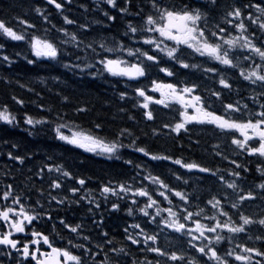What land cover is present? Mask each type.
Masks as SVG:
<instances>
[{
	"label": "snow or ice",
	"instance_id": "6c2138e0",
	"mask_svg": "<svg viewBox=\"0 0 264 264\" xmlns=\"http://www.w3.org/2000/svg\"><path fill=\"white\" fill-rule=\"evenodd\" d=\"M70 4L71 0H32L29 13L0 16V36L25 42L29 49L13 57L0 43V64L10 68L19 59L28 65L56 62L80 78L86 75L108 83L118 79L124 85L118 91L112 85L118 113L135 121L133 112L138 110L145 122L153 123L142 134L145 140L188 136L189 145L199 149L203 131H208L211 135L203 144L202 156L211 161L203 163L163 149L152 151L141 144L137 130L127 126L111 133V139L103 138L99 118L89 122L91 132L71 131L60 122L68 120V114L62 115L55 106L39 118L27 112L20 117L3 102L0 122L4 125L16 126L22 118L33 129L47 127L54 139L107 160H122L127 149L149 162L166 161L175 167L155 172L148 163L123 159L131 175L89 189L86 178L46 157L43 164L28 169L39 177L41 187L29 180L27 187L8 182L0 188V264H264V0H206L203 9L192 8L185 0H96L94 10L102 19L83 22L69 18L66 5ZM80 7L87 12V5ZM53 13L61 17L63 26L53 22ZM28 14L40 22L46 38L29 35L37 24L27 19ZM118 17L121 33L88 35L93 25L107 29ZM176 66L195 70L207 83L153 78L140 84L154 69L174 77ZM41 82L56 103L71 107L76 116L91 110L87 102L69 94L61 75L41 77ZM133 82L138 86L132 87ZM0 83L11 81L5 77ZM27 90L33 92L31 87ZM149 93H158L159 98ZM10 100L21 109L26 107L22 98L12 95ZM170 102L180 105L178 117L174 123L156 126L150 105L168 109ZM103 103L111 107V100ZM124 104H130L132 111L120 106ZM192 129L203 131L193 139ZM10 148L6 155L13 166L3 173L6 179H14L16 167L23 168L31 159L20 154L18 144ZM253 163L258 175L249 183ZM194 174L207 176L192 181ZM46 177L47 189L43 187ZM206 178L214 180L215 186L205 185ZM70 181L76 186H69ZM121 200L128 202L129 216L134 210L137 214L122 229L121 239L110 238L102 230L103 215L97 218V212L102 203L110 205V211H119ZM85 202L93 229L98 230L95 241L83 219L73 223L61 215ZM45 218L58 220L68 231L66 246H54L49 235L34 226Z\"/></svg>",
	"mask_w": 264,
	"mask_h": 264
},
{
	"label": "trees",
	"instance_id": "16d2710c",
	"mask_svg": "<svg viewBox=\"0 0 264 264\" xmlns=\"http://www.w3.org/2000/svg\"><path fill=\"white\" fill-rule=\"evenodd\" d=\"M79 5L85 4L88 6L87 19H92V9L87 4V0H77ZM81 1V2H80ZM32 6V0H0V16L9 17L15 15H24L29 13V8ZM76 0H71L70 5H66V13L69 18L73 16L75 12ZM27 19L35 21L37 29L35 32L29 30V35L35 34L44 38V33L40 22L36 18L28 14ZM52 20L57 26H63V22L60 16L53 13ZM85 20V19H84ZM70 30H75V26H69ZM93 28V27H92ZM92 30V29H91ZM0 43L5 44L4 51L10 56H15L16 52L26 53L29 51L28 46L25 42L11 41L10 39L0 36ZM66 59V58H65ZM183 74L185 71L181 69ZM188 72V71H187ZM50 75H61L66 84V90L70 95H73L77 100H82L88 103L90 111L84 115L76 116L73 113L72 108L69 106H61L56 103L55 96L45 89V84L41 82V77L47 80ZM198 75V74H197ZM160 73L155 69L147 78H142L140 84H149L153 78H159ZM200 76V75H198ZM235 77V75L233 74ZM7 77L11 83H0V105L3 102H8L13 110L14 115L23 116L24 112L34 115L35 118H39L42 115H48V108L51 106L57 107L61 114H68L69 119L66 121H60L67 124H72L83 132H91L92 129L89 126L90 121H94L99 118L100 122L104 124V132L101 134L103 138L111 139V133L116 132L119 128L127 126L130 129H136L137 133L141 135V144L146 145L152 151H159L161 149L166 150L175 156L188 157L190 159L201 160L203 163H210L211 158H204L202 156L203 144L207 141L211 135L208 131L200 129H192L193 139L195 136L200 135L203 131V137L201 140V148H195L189 145L188 136H183L178 140L171 138L161 137L156 139L154 137H148L146 140L143 138V133L149 131L153 127L152 122H145L141 118V113L137 110L134 111L136 120L130 121L127 115L118 113V104L113 96V87L115 85L116 90H124V85L118 82V79H113L111 83L103 80L92 81L86 75L83 78L72 75L66 72L56 62H38L35 65H28L23 59L17 60L10 68L0 64V79ZM25 85L24 88H20L18 83ZM205 83L207 81H204ZM203 83V82H202ZM51 85H49L50 87ZM63 86V85H62ZM138 86L135 82L132 83V87ZM33 88V92H29L27 89ZM243 88V85H241ZM36 93H39L37 96ZM152 94V93H149ZM15 95L17 98H22L26 101V107L21 109L19 105H16L10 100V97ZM153 95V94H152ZM111 100V107L106 106L103 101ZM43 105V109H40L38 105ZM123 106L126 111H132L130 104L120 105ZM156 106V105H155ZM152 106L156 116V126L161 125L163 122H175V117H178V113H165L161 109ZM31 133V134H30ZM92 134H95L94 132ZM223 139V138H221ZM7 141V144L5 143ZM12 143L19 145L20 154L28 155L31 159L27 162L23 168L16 167L13 176L14 179L9 177L5 178L4 172L8 168L13 166V162L7 158L6 153ZM183 144L184 148L180 149L179 145ZM15 151V150H13ZM195 154V155H193ZM46 157H52L56 162H62L66 165L67 169H70L76 176L84 177L87 179L85 185L86 188L96 189L97 185L101 182L108 180L122 181L129 175H131V169L124 165L123 159H131L140 163H148L155 172H167L169 167H175L169 164V162H149L146 157L138 154L131 150H123L122 160H107L106 158L96 157L89 153L82 151L81 149L75 148L71 145L64 144L53 138V133L47 127H41L37 125L35 129L24 123L23 119L19 120L18 125L10 126L4 125L0 122V188L5 183L11 182L18 186L27 187V181L31 180L35 187H41L39 177H34L33 174L29 173L28 169L33 166L38 167L43 164ZM219 163V161H217ZM226 165V162H224ZM253 171L248 175V181L251 183L253 179L258 175L254 171V163L252 165ZM184 171V170H181ZM55 175V174H53ZM200 176H207V174H194L191 177L192 181H196ZM90 178V179H89ZM47 177L43 187L47 189ZM203 183L205 185L215 186V181L206 178ZM69 186H76L74 181L69 182ZM98 195V192H97ZM33 200L37 197L33 194ZM113 200L115 198H112ZM121 208L119 211H110V205L105 206L101 204L100 210L97 212V218L100 214L103 215V231H107L110 238L121 239L122 229L128 223L134 222L135 215L137 214L134 210V215L129 216L126 208L128 202L121 200ZM61 215L66 216L70 222H78L83 219L87 230H91L93 240L98 238V230L93 229L92 221L86 212V202L81 206H72L66 213L62 212ZM47 220V218H45ZM48 221V220H47ZM55 223L52 221V224ZM51 224V228H52ZM56 224V223H55ZM57 227V228H56ZM53 233L56 237L65 239L69 238V233L66 229H63L59 224H56ZM74 243L79 241L74 240ZM135 249V246H132Z\"/></svg>",
	"mask_w": 264,
	"mask_h": 264
},
{
	"label": "flooded vegetation",
	"instance_id": "af4514ba",
	"mask_svg": "<svg viewBox=\"0 0 264 264\" xmlns=\"http://www.w3.org/2000/svg\"><path fill=\"white\" fill-rule=\"evenodd\" d=\"M34 226L36 227L35 223H34ZM37 229H38V230H41V231H43L45 234H48V235H49V233H48V232H49V231H48L49 226L46 227V228H44V229H42V228H37ZM49 237H50V235H49ZM53 239H54V241H53ZM53 239H51V237H50V240L54 243V246H57V245H58V238H53ZM62 242H63V245H64L65 240H63ZM44 250H48V251H50V249H47L46 246L44 247Z\"/></svg>",
	"mask_w": 264,
	"mask_h": 264
},
{
	"label": "rangeland",
	"instance_id": "374dc122",
	"mask_svg": "<svg viewBox=\"0 0 264 264\" xmlns=\"http://www.w3.org/2000/svg\"><path fill=\"white\" fill-rule=\"evenodd\" d=\"M95 2V0H92ZM69 125V129H71V131H81L80 129L76 128L75 126H73L72 124H68ZM69 129H64L63 131L65 132V134L70 135L71 132L69 131ZM61 142V141H60ZM64 143V142H63ZM82 150V149H81ZM94 155V154H92Z\"/></svg>",
	"mask_w": 264,
	"mask_h": 264
}]
</instances>
